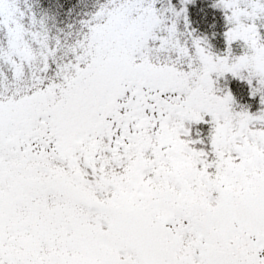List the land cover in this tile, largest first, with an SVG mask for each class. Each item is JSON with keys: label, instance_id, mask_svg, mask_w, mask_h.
Returning a JSON list of instances; mask_svg holds the SVG:
<instances>
[{"label": "snow or ice", "instance_id": "6c2138e0", "mask_svg": "<svg viewBox=\"0 0 264 264\" xmlns=\"http://www.w3.org/2000/svg\"><path fill=\"white\" fill-rule=\"evenodd\" d=\"M0 264H264V0H0Z\"/></svg>", "mask_w": 264, "mask_h": 264}]
</instances>
